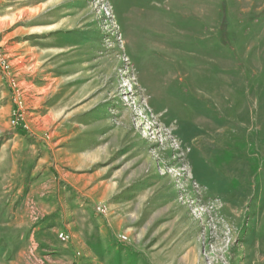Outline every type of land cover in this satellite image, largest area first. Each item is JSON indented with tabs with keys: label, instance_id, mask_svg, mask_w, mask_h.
Here are the masks:
<instances>
[{
	"label": "rangeland",
	"instance_id": "1",
	"mask_svg": "<svg viewBox=\"0 0 264 264\" xmlns=\"http://www.w3.org/2000/svg\"><path fill=\"white\" fill-rule=\"evenodd\" d=\"M0 17L59 47L0 69V264H264V0Z\"/></svg>",
	"mask_w": 264,
	"mask_h": 264
},
{
	"label": "crops",
	"instance_id": "2",
	"mask_svg": "<svg viewBox=\"0 0 264 264\" xmlns=\"http://www.w3.org/2000/svg\"><path fill=\"white\" fill-rule=\"evenodd\" d=\"M4 18L0 17V20ZM55 32L54 25L36 26L25 31L19 30L18 33L23 37L20 41H16L12 39V33L0 29V45H3L2 50L12 57V63L25 59L30 63L39 64L59 54V47H55L52 41ZM43 55L45 58L39 59Z\"/></svg>",
	"mask_w": 264,
	"mask_h": 264
},
{
	"label": "built area",
	"instance_id": "3",
	"mask_svg": "<svg viewBox=\"0 0 264 264\" xmlns=\"http://www.w3.org/2000/svg\"><path fill=\"white\" fill-rule=\"evenodd\" d=\"M11 59L8 55V53H6L5 51H3L0 47V69L4 72H9L11 71ZM13 85L16 86V83L13 82ZM21 104H19V109L18 111L15 112V118L12 120L13 124H18V118L16 115H18L19 113H21ZM22 114V113H21ZM21 116V115H20ZM59 238L61 239L62 242L66 243L69 241V236L65 233H60L59 234ZM124 239H127V237H123Z\"/></svg>",
	"mask_w": 264,
	"mask_h": 264
},
{
	"label": "trees",
	"instance_id": "4",
	"mask_svg": "<svg viewBox=\"0 0 264 264\" xmlns=\"http://www.w3.org/2000/svg\"><path fill=\"white\" fill-rule=\"evenodd\" d=\"M75 198H76V197L73 195V196L69 197L68 200H69V202L72 203V202L74 201Z\"/></svg>",
	"mask_w": 264,
	"mask_h": 264
}]
</instances>
